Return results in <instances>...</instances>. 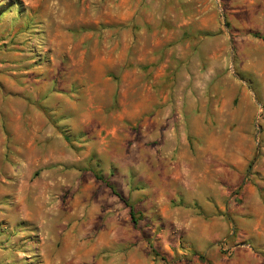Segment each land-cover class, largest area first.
<instances>
[{"label":"rangeland","instance_id":"374dc122","mask_svg":"<svg viewBox=\"0 0 264 264\" xmlns=\"http://www.w3.org/2000/svg\"><path fill=\"white\" fill-rule=\"evenodd\" d=\"M263 120L264 0H0V264H264Z\"/></svg>","mask_w":264,"mask_h":264},{"label":"crops","instance_id":"0c3cea01","mask_svg":"<svg viewBox=\"0 0 264 264\" xmlns=\"http://www.w3.org/2000/svg\"><path fill=\"white\" fill-rule=\"evenodd\" d=\"M260 150L257 151L256 159L251 172L253 175L250 177L251 181L244 184L240 193L237 195L242 200V205L237 207L235 218L251 215L255 219H262L264 221V194H259L258 189L264 188L260 179H264V120L262 123V131L260 133ZM220 154V153H219ZM251 159V157H250ZM234 161V160H233ZM232 163V162H231ZM229 162V164H231ZM227 162V158L222 156V160H218L214 167H204V172L210 175L208 179H201L195 181L194 186L202 187L210 191H218L219 194L225 193L226 189L230 186L237 185L239 179L246 166V161L241 157L239 161H234L231 165ZM256 177L258 179H256ZM255 178V179H253ZM262 193V192H261ZM229 207H232V202H229ZM226 208V206H224ZM236 208V207H235Z\"/></svg>","mask_w":264,"mask_h":264},{"label":"trees","instance_id":"16d2710c","mask_svg":"<svg viewBox=\"0 0 264 264\" xmlns=\"http://www.w3.org/2000/svg\"><path fill=\"white\" fill-rule=\"evenodd\" d=\"M107 187L112 191V193L117 196L121 201H123L125 204H127V202L125 201V199L123 198V196L118 193L114 187L110 184V183H106ZM129 206V205H128ZM131 212V211H130Z\"/></svg>","mask_w":264,"mask_h":264}]
</instances>
